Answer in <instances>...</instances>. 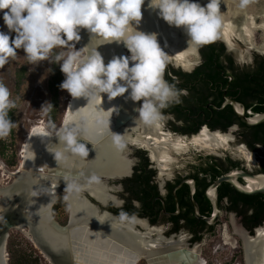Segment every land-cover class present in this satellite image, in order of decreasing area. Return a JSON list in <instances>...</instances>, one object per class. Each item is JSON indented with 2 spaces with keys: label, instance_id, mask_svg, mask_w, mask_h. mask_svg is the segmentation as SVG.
Masks as SVG:
<instances>
[{
  "label": "flooded vegetation",
  "instance_id": "flooded-vegetation-1",
  "mask_svg": "<svg viewBox=\"0 0 264 264\" xmlns=\"http://www.w3.org/2000/svg\"><path fill=\"white\" fill-rule=\"evenodd\" d=\"M257 1L260 7H264V0ZM196 2L201 4L200 0ZM248 2L258 11L255 2ZM236 18L235 24L241 23L242 16ZM234 41L230 46L224 39H215L211 44L222 45L224 51L214 60H205L201 47H198L200 58L189 61L188 66L184 63L175 66L168 60L164 78L176 83L183 94L181 103L162 110V134L169 135L179 144L178 148L175 144L166 145L163 153L169 156L165 162L167 166L162 167V162L153 158L146 147L131 140L128 146L134 155L131 158L126 156L130 163L128 172L110 180L119 182L117 193L110 190V196L117 199L109 198L108 204L102 207L95 198L87 195L92 204L118 218L121 212L131 213L126 220L142 218L149 225L166 227L170 233L184 232L189 248L195 244L204 246L205 258H201L204 264H219L216 258L211 260L209 254L212 251L217 254L221 248L228 247L224 245L225 229L234 234L230 237L235 243L225 264H247L245 242L236 234L235 227L254 243L250 263L264 264L263 255L256 246L264 240V236L259 235V231L264 230V193L245 195L227 181L216 186L221 178L228 176L238 187L252 192L261 187L255 177L264 175V123L249 126L242 119L243 116L251 120L264 113V75L256 74V57H264V53L251 49L252 58L247 59L245 54L239 55V41ZM139 106L140 102H137V108ZM204 131L226 136L227 141L210 147L196 143ZM141 174L150 176L149 186L138 182ZM251 183L254 185L252 189ZM143 193L150 194V206L140 200ZM58 195H65L68 200V224L69 197L65 193ZM57 197L51 209L55 221L59 211L67 206L54 212ZM212 199L216 201L217 209ZM254 250L257 251L256 257Z\"/></svg>",
  "mask_w": 264,
  "mask_h": 264
},
{
  "label": "bare ground",
  "instance_id": "bare-ground-1",
  "mask_svg": "<svg viewBox=\"0 0 264 264\" xmlns=\"http://www.w3.org/2000/svg\"><path fill=\"white\" fill-rule=\"evenodd\" d=\"M200 2L204 5L207 0H200ZM250 3L252 2L250 1ZM256 10L249 2L246 6L240 7V0H221L220 11L223 14L224 23L217 35H220L232 46L239 30L250 38L255 29L262 28L264 30V23L256 24V19L259 18L258 14L262 12L260 9ZM237 15L242 16L240 29L234 24ZM138 30L146 33H157L160 46L165 49L170 57L174 58L176 62L185 65L190 64L186 56L196 52V47L187 48L188 38L183 30L170 27L160 19L156 12L148 9L147 0L142 6V20ZM80 35L81 40L77 44L84 47L89 42V35L86 30H81ZM98 51L104 57L105 63L114 55H124L122 44L104 45ZM86 103L84 98L73 99L64 120V126L74 122L83 129L81 136L86 137V140L78 142L86 144L89 150V155L86 158L72 157L67 164H57L53 154L49 151L53 145L58 144V142L53 145L50 143L54 134H51L43 126L32 129L35 140L31 145L29 140L24 144L21 163V170L27 171L28 174L20 183V188L28 187L31 189V195L30 199L26 201L27 205L23 209L17 210L16 221L18 224L15 230L23 231L37 245L33 235L25 229L26 225L30 226L39 240L44 242L50 251L56 253L60 260L61 258L67 260L70 257L76 260V264H137L138 260L143 257L148 259L149 264H204L199 256V248L189 249L184 237L175 241H165L160 229H150L147 224L139 219H133L123 224L108 214L98 216L96 209L81 196L77 189L68 194L71 226L66 229L55 227L57 223L55 219L52 220L50 214L60 183H62V188L66 190L70 189L69 184L76 181L77 183L73 187L77 188L83 185L80 189H87L100 200L114 199L108 194L106 185L98 184L90 178L101 174L123 175L129 170L130 163L122 152L123 148H117L113 145L107 131L103 136L96 134L97 129L104 127V125L100 122L98 114L90 106H86ZM113 107L117 111L110 117L109 130L114 134L123 135L124 142L132 140L133 143H139L146 147L152 157L158 158L162 162V167H166L165 162L169 158L166 153H163L166 145L175 144V147L178 148L179 144L171 140L169 135L162 134L160 122L154 126H145L135 122L138 118L137 102L131 101L128 98V93L112 101H108L107 96H104L101 108L107 111ZM119 112L123 114L120 115ZM140 125L142 126L140 127ZM120 127H123L122 130ZM140 128L142 131L138 133L137 130ZM134 134H136L135 139L132 138ZM226 141V136L212 135L204 131L196 143H203L210 147L213 144L218 146ZM258 185H264V180ZM250 187L252 189L254 185L251 183ZM16 192L19 193V190ZM4 195L7 203L4 202L0 205L1 210L9 205L10 199H15L8 190L4 192ZM16 201L18 202V199ZM137 226L145 228L148 232L137 231ZM235 232L244 240L247 264H251L250 252H253L254 243H250L241 229L235 227ZM153 233H157V236L151 239ZM259 235L264 236V230L259 231ZM223 237L225 246L235 247L227 229H225ZM6 239L7 231H4L0 246V264H5L7 260L3 258ZM259 243L256 245L258 246L257 251H260L264 260V240ZM38 248L40 249V247ZM257 251H255V257ZM43 255L51 264H54L48 255L45 253ZM252 255L254 256V254Z\"/></svg>",
  "mask_w": 264,
  "mask_h": 264
},
{
  "label": "clouds",
  "instance_id": "clouds-1",
  "mask_svg": "<svg viewBox=\"0 0 264 264\" xmlns=\"http://www.w3.org/2000/svg\"><path fill=\"white\" fill-rule=\"evenodd\" d=\"M247 3L240 0V7ZM144 4L145 0H0V19L7 29L0 31V66L18 50L23 51L29 65L42 61L59 65L64 75L59 88L73 99L84 98L104 125L96 134L103 136L107 131L113 145L123 148V135L109 130L110 117L117 109L103 110L104 96L112 101L128 93L131 101L140 102L135 122L154 126L163 120L162 110L181 103L183 94L176 83L164 78L170 56L161 49L158 34L138 30ZM220 5L221 0H207L203 6L196 0H147L148 9L170 27L183 30L187 48L215 40L224 23ZM81 30H86L89 42L77 49ZM113 43L122 44L129 55H114L105 63L98 49ZM15 106L8 87L0 82V139L15 126L8 115ZM45 106L51 104L42 107L50 110ZM49 126L55 128L51 122ZM82 131L79 124L70 122L56 132L58 144L49 151L57 164L89 155L86 144L78 142L86 140ZM126 217L121 212L119 219Z\"/></svg>",
  "mask_w": 264,
  "mask_h": 264
},
{
  "label": "rangeland",
  "instance_id": "rangeland-1",
  "mask_svg": "<svg viewBox=\"0 0 264 264\" xmlns=\"http://www.w3.org/2000/svg\"><path fill=\"white\" fill-rule=\"evenodd\" d=\"M251 1V0H250ZM252 2H255L257 7L262 11L260 14H258V17L256 19V24L261 25L264 23V7H260V2L257 0H254ZM202 4V3H201ZM203 5V4H202ZM2 15V14H0ZM239 25H238V24ZM235 24V21H234ZM238 28L240 29L241 23L236 22ZM0 31L6 32L7 29L3 24L2 19H0ZM251 39V40H250ZM235 40L239 41V55L245 54L247 59L252 58V52H250L251 49H255L256 51H259L260 53H264V30L262 28H257L254 30V34L252 37H248L247 34L241 33L240 30L237 32V35H235ZM77 49H80L78 44L75 45ZM127 51V50H126ZM129 55V53L127 52ZM199 57V51L197 48V51L194 53H190V55L186 56V59L190 62L198 60ZM25 65L28 67V77L26 84L22 88L21 92L19 94L15 93V69L18 66ZM49 77V62L48 61H42L37 65H29L28 62L24 59V53L22 50H18L17 55L13 57H9L2 66H0V82H3L9 89L11 93V98L15 101V107H16V114L13 119V122L15 123V126L12 128L11 133H13L14 140L12 141L14 143L13 146L9 147L8 155H15L17 159V166L10 168L6 165L4 160L0 157V205L5 202L7 203V200L5 199L4 192L1 190L11 187L13 182L15 181L16 175H19L21 173V163H22V154H23V147L26 141L28 140L29 135L32 132V129L34 127L43 126L45 129L51 132V134H55L61 127L65 116L67 115L68 106L70 105L71 101L73 100L72 97L69 96V94L66 91L60 92V113H59V120L57 124V130L52 131L49 129L47 121H46V110L42 109V107L45 104H49V94L47 91V81ZM46 108L48 106H45ZM138 131V133H140ZM9 137V135H8ZM133 137H135L133 135ZM11 142V141H10ZM9 142V143H10ZM124 154L126 156L134 155V151L131 147L124 149ZM107 188L109 190L113 189L116 193L118 192L120 185L119 182H111L109 181ZM118 188V189H117ZM112 191V192H113ZM116 195V194H115ZM61 196V195H60ZM65 201L67 206L59 211L58 218H56V221H59L62 225L67 224L68 215H69V205L68 200L65 195ZM15 197V196H14ZM59 197V195H58ZM57 197V198H58ZM5 199V200H4ZM2 210H4L2 208ZM0 209V211H2ZM102 211H107L106 209H101ZM108 212V211H107ZM142 222L147 224V221L139 218ZM160 229L162 232V236L166 239H171L174 236H177L175 238L178 240L181 237H184L186 239V245L188 246V239L186 237V234L184 232H180L177 234L168 232L166 227L163 226H152L150 225V229ZM139 229V228H138ZM28 230V228H26ZM137 230V229H136ZM138 231V230H137ZM143 233H147V230H142ZM222 231V230H221ZM220 231V232H221ZM225 230L223 231V233ZM14 234L17 237H20L27 241V243L34 249L36 254L41 258L42 264H51L47 258L44 257L38 246L35 244L33 239L27 235L21 230H11L10 234ZM231 237H234V234H229ZM156 237V236H155ZM9 240V239H8ZM198 247L199 248V256L200 258H205V255L203 254V245H193L189 249H194ZM8 254V244H7V251L4 252V254ZM233 253V249L228 246L226 248H221L220 251L216 254L215 251L210 252L209 256L210 259H217L219 264H225V261L231 257ZM6 258V257H5ZM9 258V254L7 256ZM137 264H147L145 259H141L138 261Z\"/></svg>",
  "mask_w": 264,
  "mask_h": 264
},
{
  "label": "water",
  "instance_id": "water-1",
  "mask_svg": "<svg viewBox=\"0 0 264 264\" xmlns=\"http://www.w3.org/2000/svg\"><path fill=\"white\" fill-rule=\"evenodd\" d=\"M234 21H235V19H234ZM241 22H242V19H241ZM215 39L216 40H219V39L223 40V38L220 35H217ZM161 49L166 53L164 48L161 47ZM126 50L127 49L124 48V46H123L124 56L127 55V51ZM196 51H197V47H196ZM169 60L174 62L175 66H178L180 64V62H176V60L174 58H172V57H169ZM187 65H189V64H187ZM183 67L185 68L186 66L183 65ZM69 110H70V105L68 106L67 113H68ZM119 114L121 115L123 113L119 112ZM116 118H115V120H116ZM242 119L249 126H257V125H260V124L264 123V113L256 115L255 118H253L251 120L245 119V118H243V116H242ZM64 120H65V118H64ZM115 123L118 124L117 122H115ZM63 127H64V121H63L60 129L63 128ZM122 128L123 127H120L121 130H122ZM55 134L53 136V139L50 142L51 145L56 144L58 142V139L55 137ZM30 138L28 139L29 140L28 142L31 145V143L35 140L33 132H31ZM129 143H132V142L131 141H127V140L124 142V147H123V150H122L123 154H124V151H125L124 149H126V147L127 148L130 147V146H128ZM26 174H28L27 171L26 172L22 171L19 175H16L18 178L17 177L15 178V181L13 182L11 187L1 190L2 192H7V190H8L11 196H13V197L15 196L14 198L16 200L18 199V202L15 199H10L9 203H8L9 205L4 209V211H2V213H0V246H1V243H2L3 233H4V231H7V239H6V243L4 245V250L5 251H7V244H8V239L10 237V231L11 230H15L16 225L18 224L17 221H16V217H17V214H18L17 210H19V208L23 209L25 207V205H27L26 201H28L30 199L31 189L28 188V187H24L23 189L20 188V183L23 181V179H25L27 177ZM121 176L122 175L101 174V175H97L95 177L94 181L98 182V184H102V185L108 186V183H109L110 180H116V179L120 178ZM255 179L258 180L259 182H261V181L264 180V175L257 176V177H255ZM224 181L230 182L231 184L234 185L236 190H238L240 193H243L245 195H253V194H257V193H264V185L261 186L259 190L250 192V191H247V190H244V189H241L240 187H238L236 184L233 183L232 179L230 177H228V176H225V177L221 178L220 181L216 184V186H218L219 184H221ZM78 185H80V184H78ZM59 186H60V188L57 191V196L60 193H65L68 196L69 193H72L75 189H77L79 191V193L81 194V196H83V198L86 199L87 201H88L87 195H89V196L95 198L96 201L102 207H105L108 204V202H109V199L108 200H100V199L94 197L87 189H80V187H82L83 185H80L77 188L72 187V188L66 189V190H64L62 188V183H60ZM17 190H19V193L16 192ZM108 191H109L108 193L110 195L111 194L110 190H108ZM111 196L114 197V200L117 199L114 195H111ZM55 200H56V198H55ZM55 200H54V202H55ZM54 202H53V204H54ZM88 202L96 209V211L98 212V216H101L102 214H108V215H110L111 217L115 218L117 221H119V222H121L123 224H125L127 222H130L133 219H138L136 217H133V218H131L129 220H126V219L120 220L117 216L113 215L112 213H109L107 211H102L100 206L92 204L90 201H88ZM213 203L215 205V208L217 209L216 201L213 200ZM195 205H196V203H195ZM52 206H51V209H52ZM196 214L199 216V210H198L197 206H196ZM50 217L53 220V217H52L51 214H50ZM209 222H210V220H209ZM147 225L150 227L149 224H147ZM69 226H71V215H70V219L68 221V224L66 226H61V225H59L57 223V225L55 227L57 229H66ZM26 228H28V231L31 233V235H33L34 239L36 240V243H37L38 247H40V251H42L43 253L48 255V257L51 259L52 263H54V264H76V260L73 259V258H70V257H68L67 260L62 259V258L60 260V257H58L56 255V253H54L53 251H50V248L46 244H44V242L39 240V238L37 237V234L34 233L33 230H31L30 226L26 225ZM137 230L140 231L141 233H143L142 230H146V229L141 227V226H137ZM155 236H157V233H153V235L151 236V239L155 238ZM163 238H164L165 241L166 240L167 241H171V240L175 241L176 240L175 237H172L171 239H166L165 237H163ZM7 256H8V254L6 252V254L3 255V258L7 259L5 261V264H9V258H7ZM141 259H145L147 264H149V261H148V259L146 257H143ZM141 259H139L138 261H140Z\"/></svg>",
  "mask_w": 264,
  "mask_h": 264
},
{
  "label": "trees",
  "instance_id": "trees-1",
  "mask_svg": "<svg viewBox=\"0 0 264 264\" xmlns=\"http://www.w3.org/2000/svg\"><path fill=\"white\" fill-rule=\"evenodd\" d=\"M59 51V49L55 50ZM201 54L205 60H214L217 59L223 53V46L213 44H208L205 46H201ZM14 58V57H13ZM257 59V75H264V57H256ZM28 77V67L25 65L18 66L15 69V93L19 94L26 84ZM64 75L61 73L59 65L49 63V77L47 81V91L49 94V104H51L50 110L46 111V121L48 127L52 131H56L57 124L59 120L60 113V92L59 88L60 83L63 81ZM47 107V108H48ZM16 114V107L12 108L8 115L9 118L14 119ZM54 124L55 128H51L49 124ZM13 133L10 132L9 137H5L0 139V157L4 160L6 165L10 168L17 166V159L15 155H8L9 147L13 146L14 143ZM11 141V142H10ZM10 142V143H9ZM138 182L142 185L149 186L150 176L147 174H141L138 176ZM149 193H143L139 198L143 203H147L150 196ZM149 206L150 202L147 203ZM66 206V201L63 195L59 196L56 201V204L53 207L54 212L58 211L60 208ZM118 212V211H116ZM127 217H131V213H126ZM120 215V213H119ZM8 254H9V264H42L41 258L36 254L34 249L25 241L24 239L15 236L13 233L10 235L8 240Z\"/></svg>",
  "mask_w": 264,
  "mask_h": 264
}]
</instances>
